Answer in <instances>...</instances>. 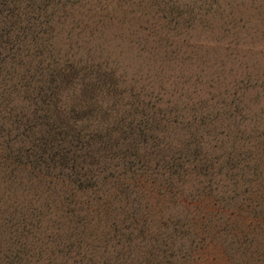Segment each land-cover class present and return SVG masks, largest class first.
Segmentation results:
<instances>
[{
	"label": "trees",
	"instance_id": "trees-1",
	"mask_svg": "<svg viewBox=\"0 0 264 264\" xmlns=\"http://www.w3.org/2000/svg\"><path fill=\"white\" fill-rule=\"evenodd\" d=\"M110 2L0 0V264H173L169 236L150 237L137 225L139 198L154 190L169 193L173 185L182 186L194 176L201 178V196L218 202L221 212L238 198L246 209L255 194L264 216V170L244 167L248 154H238L244 159L228 157L214 172L213 160L195 140H183L177 149L167 143L160 122L169 120L168 112L156 104L158 94L133 87L120 90L116 70L94 58L73 61L69 52L76 44L72 39L81 36L80 23L90 21L92 13L107 12ZM119 2L135 7L143 0ZM168 7L176 21L184 14L177 6ZM190 12L185 14L190 17ZM150 19L145 22V14L141 18L144 35L159 26ZM132 37L138 43L142 38L136 30ZM144 43L151 48L148 40ZM123 96L128 105L119 112ZM202 103L197 100L194 113L206 108ZM208 121L200 118V126ZM239 183L260 190L237 192ZM22 185L36 201L48 192L53 195L49 204L40 203L45 213L7 196ZM51 205L58 208L55 219L47 218ZM236 209L230 212L237 214ZM248 212L251 222L262 226L259 210L250 206ZM102 216L112 220H106L97 236L91 224ZM173 235L184 234L174 230ZM242 237L247 244L246 235ZM109 242L121 250L112 263ZM139 244L150 249L134 259L130 247L141 249Z\"/></svg>",
	"mask_w": 264,
	"mask_h": 264
},
{
	"label": "rangeland",
	"instance_id": "rangeland-1",
	"mask_svg": "<svg viewBox=\"0 0 264 264\" xmlns=\"http://www.w3.org/2000/svg\"><path fill=\"white\" fill-rule=\"evenodd\" d=\"M200 1L143 0L130 7V3L125 6L119 0H111L105 8L107 12L92 13L90 21L80 23L84 28L80 37L72 39L76 44L69 53L74 55L73 61L82 59L84 63L94 58V62L115 69L120 90L133 87L158 94L161 100L156 104L168 112L165 115L169 118L160 122V127H165L163 135L173 148L177 149L183 140H195L201 152L213 160L214 172L224 166L228 157L244 159L239 153L248 154L244 167L257 166L263 171L264 0H207L203 5ZM195 5L199 7L196 9ZM168 6H177L184 14L176 21ZM134 10L142 12L134 15ZM189 10L190 17L185 14ZM144 14L145 22L151 18L159 24L153 30L156 38L151 37L153 33L144 35L145 23L140 24ZM135 30L142 36L140 43L132 37ZM60 47L62 51L66 49ZM119 99L124 105L118 107L122 112L127 109L128 100L124 96ZM198 99L206 108L194 113ZM200 118L209 119L208 124L201 127ZM198 179L201 178L185 179L182 186L173 185L169 193L158 195L154 190L139 198L137 225H143L150 237L169 236L172 251L168 253L174 255L173 264H264V218L262 226L254 225L248 212L250 206H255L259 210L256 213L263 216L262 204L255 205L259 201L257 195L250 197L246 209L244 199L238 198L227 202L229 211L221 212L217 201L216 205L201 196ZM15 187L7 196L12 194L16 201L46 212L40 203L49 204L51 193L36 201L24 185ZM249 187L255 193L260 190V186L248 184L236 189L241 192ZM56 197L55 202L60 198ZM233 209L238 213H231ZM57 212L58 208L51 205L47 218L55 219ZM106 220L112 219L102 216L99 222L92 221L97 236L103 232ZM174 230L183 231L184 235L174 236ZM244 235L247 244L243 243ZM114 244L109 242L107 247L110 263L121 251ZM139 245L141 249L130 247V257L136 259L150 249L149 245Z\"/></svg>",
	"mask_w": 264,
	"mask_h": 264
}]
</instances>
